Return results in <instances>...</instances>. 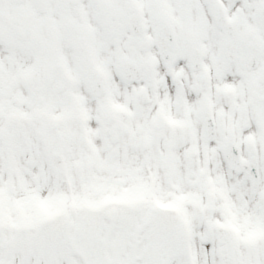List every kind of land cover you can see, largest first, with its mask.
Listing matches in <instances>:
<instances>
[{
  "label": "snow or ice",
  "instance_id": "obj_1",
  "mask_svg": "<svg viewBox=\"0 0 264 264\" xmlns=\"http://www.w3.org/2000/svg\"><path fill=\"white\" fill-rule=\"evenodd\" d=\"M0 264H264V0H0Z\"/></svg>",
  "mask_w": 264,
  "mask_h": 264
}]
</instances>
